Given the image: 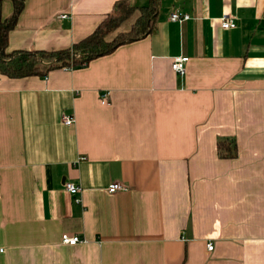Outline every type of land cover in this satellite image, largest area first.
Instances as JSON below:
<instances>
[{"label": "crops", "instance_id": "0c3cea01", "mask_svg": "<svg viewBox=\"0 0 264 264\" xmlns=\"http://www.w3.org/2000/svg\"><path fill=\"white\" fill-rule=\"evenodd\" d=\"M119 1L24 0L7 51L68 48ZM0 264H264V0H159L150 34L82 68L0 73Z\"/></svg>", "mask_w": 264, "mask_h": 264}, {"label": "trees", "instance_id": "16d2710c", "mask_svg": "<svg viewBox=\"0 0 264 264\" xmlns=\"http://www.w3.org/2000/svg\"><path fill=\"white\" fill-rule=\"evenodd\" d=\"M0 0V73L10 78L32 75L43 76L56 68H82L94 58L111 53L118 46L139 40L155 28L159 10V0H149L143 6H132L122 0L114 10L89 35L60 50H13L7 51L8 36L15 27L23 9L24 0H11L13 11L9 17L1 14ZM119 7V8H118ZM134 14V15H133ZM135 16L128 30L121 31L112 39L108 35L119 27L128 17ZM234 146L224 147L218 142V149L224 150V157L233 156Z\"/></svg>", "mask_w": 264, "mask_h": 264}, {"label": "built area", "instance_id": "2783aa9c", "mask_svg": "<svg viewBox=\"0 0 264 264\" xmlns=\"http://www.w3.org/2000/svg\"><path fill=\"white\" fill-rule=\"evenodd\" d=\"M65 16L66 15H61V17H65ZM189 17L190 16L188 14H183V13H180L178 10H174L173 12L170 13L169 19L174 22H182V21L189 19ZM219 21H220V26L222 29H232L236 26L234 19L232 17H229L228 15L221 16L219 18ZM188 60H189V57L183 56V55L174 57L171 63L172 70L176 74L183 76L186 70V64ZM108 95H109L108 91H105L101 94L100 101L102 104L108 103ZM74 121H75L74 116L68 115V114L62 115V122L65 125L70 126L74 124ZM64 187H65V190L68 191L72 195L79 193L81 190V187L79 185L71 181L66 182ZM107 190L108 192L113 193L119 190H125V187L121 182H113L108 185ZM75 200L78 201L79 199L76 198ZM80 240L81 239L77 235H69V234L64 233L61 236V241L63 243L70 244V245H74L78 243ZM207 249L212 250L213 244L208 243Z\"/></svg>", "mask_w": 264, "mask_h": 264}, {"label": "rangeland", "instance_id": "374dc122", "mask_svg": "<svg viewBox=\"0 0 264 264\" xmlns=\"http://www.w3.org/2000/svg\"><path fill=\"white\" fill-rule=\"evenodd\" d=\"M134 18H135V16L128 17V19H126L119 27L113 29L107 38L112 39L114 36L118 35L121 31L128 30L130 27V24L133 22Z\"/></svg>", "mask_w": 264, "mask_h": 264}]
</instances>
